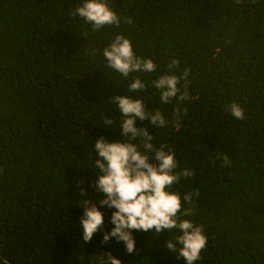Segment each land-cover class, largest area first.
I'll list each match as a JSON object with an SVG mask.
<instances>
[{
    "label": "trees",
    "instance_id": "16d2710c",
    "mask_svg": "<svg viewBox=\"0 0 264 264\" xmlns=\"http://www.w3.org/2000/svg\"><path fill=\"white\" fill-rule=\"evenodd\" d=\"M83 3L0 0V264H89L108 251L123 264H185L167 250V231L133 230L132 254L115 239L102 243L113 227L107 206L103 231L81 237V201L99 207L103 198L94 143L124 139L115 95L140 98L168 120L135 125L156 148L172 149L177 171L193 173L172 190L197 194L188 218L204 226L208 244L195 264H264V0H108L121 23L96 31L72 15ZM116 35L156 71L124 78L108 68L103 49ZM185 69L189 98L161 103L152 81ZM136 77L146 88L128 92ZM233 101L244 120L227 110Z\"/></svg>",
    "mask_w": 264,
    "mask_h": 264
},
{
    "label": "clouds",
    "instance_id": "9594fccd",
    "mask_svg": "<svg viewBox=\"0 0 264 264\" xmlns=\"http://www.w3.org/2000/svg\"><path fill=\"white\" fill-rule=\"evenodd\" d=\"M79 14L90 24L93 31L104 26L121 23V17L110 7L108 0H84L82 6L73 9L72 15ZM131 23V19L126 21ZM103 57L107 67L118 72L124 78L131 73H152L156 71V64L150 58L138 57L129 38L116 35L111 43L103 49ZM178 60H171L168 64L169 72L178 67ZM189 70L185 69L182 76L164 74L152 81V85L159 91L160 102L170 103L174 98L181 104L189 98L187 78ZM181 79L185 80L183 90ZM146 88V84L136 77L128 85V92L139 93ZM109 100L116 105L120 112V137L114 142L99 137L94 143V151L98 158L94 160V167L99 173L95 181V188L103 194L99 207L91 200L81 201L83 215L80 217L82 239L90 242L98 231L104 229V214L101 208L107 206L115 209L112 212L110 231L103 232L102 243L115 239L123 242L127 253L132 254L136 249L133 230L143 232H170L171 239L166 241L169 252L177 254L185 264H195L201 259L202 251L207 247L208 237L202 224H197L188 217L195 215L194 195L188 192L181 194L172 190L173 185L179 183L181 177H191V170L185 168L177 171L178 162L172 149L164 146L156 148L153 136L147 127H137L135 122L148 120L153 127H167L168 120L164 114L155 109H147L142 99L131 95H115ZM236 120L245 119L244 108L233 101L227 109ZM181 108L174 111V123L180 127ZM113 121L106 117L104 127ZM139 140V143L135 141ZM224 162L228 159L225 156ZM82 195L84 189H80ZM2 259V258H0ZM3 264H8L7 260ZM89 264H123L111 251L101 255H93Z\"/></svg>",
    "mask_w": 264,
    "mask_h": 264
}]
</instances>
